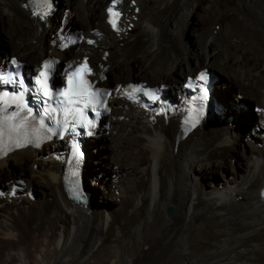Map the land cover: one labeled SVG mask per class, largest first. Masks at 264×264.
<instances>
[{"label":"bare ground","instance_id":"bare-ground-1","mask_svg":"<svg viewBox=\"0 0 264 264\" xmlns=\"http://www.w3.org/2000/svg\"><path fill=\"white\" fill-rule=\"evenodd\" d=\"M24 1L0 0V25L27 64L55 52L50 35L64 17V25L72 20L84 32L94 28L100 32L92 35L96 45L80 44L64 53L89 55L95 69L107 64L105 84L111 82V75L115 84L136 76L151 85L166 80L175 93L163 113H145L118 98L112 102L109 127L101 135L112 148L111 167L107 169L108 161L101 164L95 156L102 143H94L102 139H89L80 171L83 204L68 197L63 142L41 150L25 148L0 160V184H12L7 192L0 191V264H31L33 230L51 233L61 251V264H70L72 251L74 264H80L108 242L121 248H111L114 257L107 250L103 264H162L170 257V264H264V0L240 1V15L217 12L208 4L194 51L185 38L188 20L201 0H156V6L154 0H122L125 29L119 34L111 32L104 20L108 0H59L49 23H37ZM214 6L218 7L215 1ZM129 23H133L130 29ZM134 29L138 33L133 35ZM2 53L0 48V59ZM203 66L226 78L219 75L213 95L227 106L232 119L227 120L226 111L223 120H205L181 134L179 84L194 67ZM229 87L240 92L226 101L228 92L223 89ZM247 99L261 104L254 114L256 124L249 120ZM248 123L253 127L244 134ZM235 127L237 133L230 129ZM246 137L247 148L241 151ZM234 156L241 162V175L220 183L203 182L207 174L210 179L223 170L236 175L227 166ZM13 165L20 172L15 174L14 168L13 173ZM94 170L103 174L99 184L98 176L91 177ZM24 182L28 190L20 194ZM33 185L39 188L40 200L30 194ZM93 197L99 203L106 200L108 206L98 208ZM168 207L173 209L171 215ZM33 245L38 249L39 237ZM39 258L49 263L48 254Z\"/></svg>","mask_w":264,"mask_h":264},{"label":"rangeland","instance_id":"rangeland-1","mask_svg":"<svg viewBox=\"0 0 264 264\" xmlns=\"http://www.w3.org/2000/svg\"><path fill=\"white\" fill-rule=\"evenodd\" d=\"M214 1H215V4L217 3L218 4V7H216V6H214ZM240 1H243V0H201L197 5H196V9H195V12H194V14H192L191 16H190V18H189V20H188V32H187V35H186V38H185V40H186V43H187V47H189V49L190 50H195L196 49V46H197V35H198V32L201 30V28H202V25H203V20L205 19V14H206V6L208 5V4H210V5H212L213 7H214V9L217 11V12H221V13H223V14H233V15H240L241 13H242V9L240 8ZM153 3H154V6H156L157 4H158V2L156 1V0H154L153 1ZM205 3V4H204ZM59 5H60V3H59ZM58 4H57V7L59 6ZM62 5H64V4H61V6H60V10H61V8H62ZM68 6V5H67ZM72 7V6H71ZM59 10V11H60ZM102 12V11H101ZM143 13H144V10H143ZM140 14H142V9H141V13ZM141 18H142V15H139V19L141 20ZM74 19H75V17H74ZM57 21H58V19L56 20V24H57ZM71 24H72V28H74V27H79V28H81L80 27V24L77 22V23H74V21H72L71 20ZM76 25V26H75ZM137 25V24H136ZM216 27H217V25H215ZM133 35L134 34H136V33H138V29H134L132 32H131ZM0 39H2V42L0 43V48H1V51L3 52L2 53V55H1V58L2 57H4L5 56V54H12V55H17L16 53L17 52H15L14 50H13V48H12V46H11V43H10V41H9V38L7 37V35H6V33H5V31H4V29H3V27H2V25H0ZM237 41V39L235 38V39H233V42H236ZM3 45H5L6 47H4ZM4 54V55H3ZM20 55V54H19ZM112 55V54H111ZM178 55V52L176 51L175 52V56H177ZM18 56V55H17ZM19 57V56H18ZM37 61H39V60H37ZM25 62V61H24ZM131 63V66L132 67H134V68H137V64H136V62H134V61H131L130 62ZM25 64H27L26 62H25ZM30 64H33V63H30ZM196 67H194L190 72H189V74L190 73H193L196 69H195ZM107 75H109L108 73H107ZM217 75L219 76L220 74H218L217 73ZM225 81H226V78H224L222 75H220ZM219 76V77H220ZM111 82L110 83H108L109 85H112L113 84V78H112V75H111ZM183 79V78H182ZM181 79V80H182ZM129 80H142L141 78H138V77H136V76H133L132 78H130ZM129 80H127V81H129ZM164 82H167V83H170V82H168V81H166V80H164ZM180 83H181V81H180ZM222 83H223V81L221 82V84H220V86L222 85ZM223 86V85H222ZM221 86V87H222ZM224 87V86H223ZM222 87V88H223ZM221 88V89H222ZM223 90H225L226 92H228V94L226 95V101H228V99L231 101L232 100V96H233V98L235 97L234 95H235V92L236 91H239L237 88H235V87H229V89H223ZM240 92V91H239ZM243 94H245V93H243ZM241 95V94H240ZM246 95V94H245ZM228 96V97H227ZM243 98V96L241 97V98H239V99H242ZM222 100V99H221ZM223 101V100H222ZM229 101V103L231 104V102ZM246 101H250L251 102V104H250V109L247 111V113L249 114V120H254L255 121V124H256V122H257V120H258V117H256V115H254L255 114V112H254V110H253V106H254V104L255 105H261L260 103H258V102H255V101H252V100H249V99H247ZM245 110V109H244ZM252 110H253V112L254 113H252ZM246 111V110H245ZM247 116V115H246ZM247 117V118H248ZM252 123V122H251ZM244 125V124H243ZM245 126V127H244ZM243 127H244V129H245V131H244V134L250 129V127H253V125H251L250 123H248L247 125H244ZM233 132H235V133H237V131H238V129L235 127V128H230ZM235 129V130H234ZM247 130V131H246ZM262 131H264V130H262ZM248 137V136H247ZM247 137L244 139V142H243V144L241 145V147H240V150L241 151H243V150H245L246 148H247V146H244L245 145V143L247 142ZM100 138L102 139V140H100V141H98V142H95L94 144H98V145H100V143L99 142H101L102 144L100 145V148H101V150H100V148H99V150H98V152L97 153H95V156H97L96 157V159L101 163V164H103V162L105 163V160L106 161H108V162H106L104 165H108V167L106 166V168L107 169H109L110 167H111V165H109V162H110V164H111V161H110V157H111V155H112V148L110 147V146H107V145H109V143L107 142V138H103L102 136H100ZM92 139H94V138H92ZM99 139V138H98ZM105 139V140H104ZM95 140V139H94ZM243 140V139H242ZM88 141H90V140H88ZM91 142V141H90ZM264 145V144H263ZM261 146L262 148L264 147V146ZM95 146V145H94ZM90 148H91V146H90ZM89 151H90V149H89ZM111 151V152H110ZM100 152V153H99ZM99 153V154H98ZM102 159V160H101ZM103 161V162H102ZM101 164L99 165V166H101ZM241 164V162L239 161V158H235V156H234V158L230 161V162H227V166H231L233 169H234V172H235V174L236 175H234V173L229 169V171L228 170H225V172H224V170L223 171H219L218 172V174H217V176H212L210 179L209 178H207V177H209V175L207 174L205 177L208 179H206L205 177H204V174H199L198 176L199 177H201V178H203V182H205V184L207 183V184H210V183H208V182H212V183H220V182H223L224 180H227V179H230V178H232V177H234V176H239V175H241L242 174V170H241V168H242V166L241 167H239V165ZM103 165V167H105ZM98 166V165H97ZM98 166V167H99ZM102 167V166H101ZM14 168H15V170H14ZM29 168H30V165H26L25 166V169L28 171L29 170ZM35 169L37 168V166L36 167H34ZM11 171L14 173V171L16 172L15 174H17V172H20L19 170V168L17 167L16 168V166H14L13 165V168L11 167ZM19 169V170H18ZM14 170V171H13ZM99 170H94L93 171V175L91 176L92 178H95V175H96V177H97V183L99 184L100 183V181H99V177L100 178H103L102 176H103V174L101 173V174H99L100 172H98ZM240 172V173H239ZM95 173V174H94ZM18 174H20V173H18ZM222 174V175H221ZM227 175V176H226ZM94 176V177H93ZM108 176V175H107ZM229 176V177H228ZM215 177V179H213ZM7 178H9V176L7 177ZM216 178L218 179V181L216 180ZM85 180V179H84ZM215 180V181H214ZM86 181H88V186H90V182L92 181V179L90 178V176L89 177H87V179H86ZM85 181V182H86ZM207 181V182H206ZM16 182H17V180H16ZM92 183V182H91ZM5 184V185H4ZM11 183L10 182H7V183H3L2 185L0 184V188H1V186H2V188L0 189V191H2V192H4V190L7 192L8 191V189H10L11 188ZM37 185H33V187H32V189H31V193L30 194H32L33 196H35V198H37L38 200H40L41 198H42V195H41V193H40V191H39V188L37 189V187H36ZM93 186H95V184L93 185ZM5 187V188H4ZM24 188L23 189H21V190H18L19 192H20V194H22V193H24V192H27V187H26V182H24V186H23ZM96 189H98V188H96ZM88 190V189H87ZM101 190V191H100ZM98 189L97 190V192H98V194L100 193H102V189ZM100 191V192H99ZM5 192V193H6ZM88 192H90V191H88ZM90 194V193H89ZM114 201L116 200L115 198L113 199ZM93 201L95 202V204H97V207L98 208H100V209H104V208H106L108 205L107 204H109L108 202H106V200H102V199H100V203H99V200H96V199H94V197H93ZM111 203V202H110ZM112 204V203H111ZM100 205V206H99ZM77 207H79L78 205H76ZM104 207V208H103ZM116 210V209H115ZM117 211L119 212L120 211V209H117ZM117 212V213H118ZM204 235L205 236H208V231H205L204 232ZM34 237V238H33ZM36 237H39L40 238V245H39V247H38V249H35V247L33 248V242H34V239L36 238ZM52 238V236H51V233H49V232H43V231H41V230H33V232H32V234H31V236H30V247H29V254H30V261H31V264H43L42 263V261L40 260V255H42V256H44V258H46V256H47V254H48V257H49V259L48 258H46L47 259V261L49 262L48 264H61V261H62V259H61V251L59 250V248H57V245H56V241ZM116 243H111V242H108V243H106V245H104V246H101V248H98V249H96L93 253H94V255H91V257L90 258H88V259H86V260H84V261H82L80 264H103L104 263V261L105 260H107V250H111V252L114 250V249H111L112 247L113 248H116V247H118V248H121V246L120 245H117ZM116 246V247H115ZM35 250V251H34ZM105 254H106V256H105ZM70 259H71V261H70V264H74V262L76 261V255H75V252H70ZM112 256L114 257L115 256V252L113 251L112 252ZM39 258V259H38ZM102 260V261H101ZM108 260H110V258L108 259ZM171 263V257H170V259H168V261H165V262H163L162 264H170Z\"/></svg>","mask_w":264,"mask_h":264},{"label":"snow or ice","instance_id":"snow-or-ice-1","mask_svg":"<svg viewBox=\"0 0 264 264\" xmlns=\"http://www.w3.org/2000/svg\"><path fill=\"white\" fill-rule=\"evenodd\" d=\"M37 7L39 9H42V15L41 12H37L38 15H41V18L48 15V11L51 9L52 5L50 3V0H43L42 3L38 4ZM113 19L111 20V23L115 27L116 25V17H118L119 13L114 11L113 9H109ZM13 64L16 63L15 60L12 61ZM50 68L49 63H45L43 65V69L39 72V79L36 81V83L40 86V91L44 97H47L51 99L52 93L49 91L48 85H47V75H48V69ZM85 71L90 72V69L87 67V62H84V64L76 69L73 73H71L67 77V83L68 86L63 91L58 92V97H63V100H58L57 103L60 105H65L62 109L64 121H63V132L69 131V125L71 124V132L73 135H78L76 133V127L80 124V120L77 118V114L82 115V109L81 108H74L73 105L81 104L83 103L84 107H87L89 103L95 104L99 103V97L100 93L98 91H92L91 85L88 83V81L84 80L82 77V73ZM80 77L79 82L75 83L74 80L76 77ZM200 80H206L207 77L204 73H201L199 76ZM142 91L141 88L132 87L130 92H126L127 95L132 97L133 93ZM146 95H149L156 98L155 93L147 92ZM206 95V93H205ZM9 100H11L12 104H15L19 111H13L11 114H5L2 117H0V141L3 140L4 137H7L9 141H13L18 145L21 142V139H23L25 142L28 139V132L25 127L28 118L32 116V110L30 108L27 109V115L18 123H12L18 116H20V112L23 111L25 108H27V105H21L19 103L20 100H22V95L20 96H12L9 97L8 94L5 92L2 96H0V104L3 105L2 108H0V112L7 113L9 105ZM52 112H55L56 109H51ZM49 114V108L44 109V115ZM71 115L72 119H69V116ZM91 121H87L85 126L87 124H90ZM57 127L60 125V121H56ZM39 126L40 129H46L47 132L55 135V131L51 127H47L44 124V120L41 118L39 120ZM21 129H24L23 132H21ZM36 138L40 139L42 138L39 135V131L37 130ZM62 138V136H61ZM72 155L74 158L77 159V162L79 160V157L82 156V153L80 152L78 144L73 142L72 144Z\"/></svg>","mask_w":264,"mask_h":264},{"label":"water","instance_id":"water-1","mask_svg":"<svg viewBox=\"0 0 264 264\" xmlns=\"http://www.w3.org/2000/svg\"><path fill=\"white\" fill-rule=\"evenodd\" d=\"M55 3L58 4V3H59V0H55ZM172 212H173V209H172L171 207H168V208H167V214H168V215H171Z\"/></svg>","mask_w":264,"mask_h":264},{"label":"trees","instance_id":"trees-1","mask_svg":"<svg viewBox=\"0 0 264 264\" xmlns=\"http://www.w3.org/2000/svg\"><path fill=\"white\" fill-rule=\"evenodd\" d=\"M2 42V39H0V43ZM4 47H6L5 45H3ZM251 104V103H250ZM252 113H253V110H252Z\"/></svg>","mask_w":264,"mask_h":264}]
</instances>
